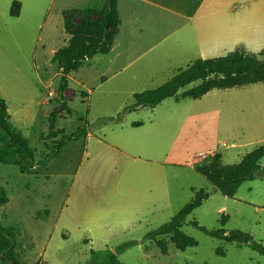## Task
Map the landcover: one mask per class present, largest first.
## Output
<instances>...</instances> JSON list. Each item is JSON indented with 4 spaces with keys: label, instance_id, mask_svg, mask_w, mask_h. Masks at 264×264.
<instances>
[{
    "label": "rangeland",
    "instance_id": "374dc122",
    "mask_svg": "<svg viewBox=\"0 0 264 264\" xmlns=\"http://www.w3.org/2000/svg\"><path fill=\"white\" fill-rule=\"evenodd\" d=\"M13 1L20 3L15 18L9 15ZM64 3L0 0V98L35 160L29 173L0 163V186L8 200L0 206V227L12 230L18 262L108 264L114 255L120 264H264V256L248 245L225 243L190 224L217 230L226 216V233L238 230L264 245V157L256 177L243 182L233 197L222 196L195 171L210 154L219 153L223 164L233 165L264 144V84L213 89L199 99L167 98L154 108L127 110L134 94L161 86L197 59L235 49L264 51V4L245 10V30L234 24L238 12L231 13L229 34L220 45L196 40L191 49L193 37L186 41L173 35L145 39L139 55H119L111 65L107 56H94L70 73L65 110L54 101L59 74L51 62L53 48L66 41L63 15L62 24L54 17ZM73 16L75 24L80 14ZM194 24L190 12L166 31L179 26L189 35ZM177 41L190 46L179 50ZM199 43L209 52L203 53ZM53 108L58 112L49 133ZM81 127L86 137L51 155L52 147ZM199 151L206 156L191 157ZM198 190L209 197L180 228L196 246L179 251L169 236L160 237L167 245L162 255L144 236L167 223ZM130 242L135 244L120 249ZM0 264L7 263L0 258Z\"/></svg>",
    "mask_w": 264,
    "mask_h": 264
},
{
    "label": "trees",
    "instance_id": "16d2710c",
    "mask_svg": "<svg viewBox=\"0 0 264 264\" xmlns=\"http://www.w3.org/2000/svg\"><path fill=\"white\" fill-rule=\"evenodd\" d=\"M79 13L80 18L73 24V13ZM20 3L13 1L9 15L18 17ZM63 27L70 38L65 47L59 48L51 57V62L58 69L59 81L55 91L54 101L65 110H68L67 101L63 92L68 87L69 75L77 71L88 60L96 55H107L112 48L114 38L120 24L117 10V0H103L100 8H86L81 10L62 11ZM66 15V16H65ZM190 89L178 94V91L188 85ZM253 84H264V51L258 53L245 52L235 49L226 55L210 59H197L184 70H180L161 86L145 90L133 95V104L128 111L139 108H154L167 98L175 101L190 98L199 99L213 89L240 88ZM58 109L53 108L48 114V132L51 133L55 124ZM9 114L5 101L0 98V163L16 165L21 173H29L34 167V151L27 138L9 123ZM85 127L77 131L76 136L63 137L54 147L52 156L60 153L68 143L79 137H86ZM264 157V144L254 148L242 157L240 162L233 165L222 163L219 153L213 154L205 163L195 166V171L203 176L207 182L222 196L233 197L238 187L245 181L253 180L260 169L259 161ZM193 198L185 204L177 214L167 223L147 233L144 240L153 241L162 255L167 253L166 242L160 237L169 236L174 247L184 251L188 247L196 246V241L185 235L180 228L186 217L202 202L208 199L209 194L204 190L193 192ZM8 200L0 186V206ZM226 216L220 220L221 228L208 231L196 222L190 224L209 237L225 243L248 245L258 254L264 256V245L255 242L244 232L235 230L227 232L223 229ZM134 242L120 246L125 249ZM15 243L11 229L0 227V258L7 264H20L14 251ZM222 254L221 250H218ZM37 264V263H35ZM108 264H120L114 255H111Z\"/></svg>",
    "mask_w": 264,
    "mask_h": 264
},
{
    "label": "crops",
    "instance_id": "0c3cea01",
    "mask_svg": "<svg viewBox=\"0 0 264 264\" xmlns=\"http://www.w3.org/2000/svg\"><path fill=\"white\" fill-rule=\"evenodd\" d=\"M102 1L66 0V3L60 4V8L56 11L55 21L62 24V11L64 10L94 8L97 7L94 5ZM52 2L53 0H50V3ZM260 4H264V0H117L120 24L111 51L105 55L108 57L107 63L113 64L119 55H139L144 48L145 39H160L178 35L177 39L186 41L194 38L191 49L195 46L196 40L216 41L209 47L220 45L221 40L229 34L230 14L238 12V21L234 24L237 23L239 28L245 30V10L251 6L259 7ZM121 8L124 10L125 18L122 16ZM190 12L194 17L195 24L189 35L182 33L185 30L179 26L174 30L166 31L168 24L173 21H182ZM50 29L57 30V27ZM249 30L259 32V29L249 28ZM60 32L56 35L57 38L60 36ZM51 34L53 36V33ZM51 34H48L49 39L52 38ZM65 36L66 41L62 39L63 47L67 46L70 38L67 33ZM177 43L179 50L187 49L190 46L188 42L177 41ZM199 46L203 53L209 52V47H206L204 43H199ZM58 49L53 48L52 53ZM199 153L202 152L192 153L191 157ZM202 154L206 156L204 153Z\"/></svg>",
    "mask_w": 264,
    "mask_h": 264
},
{
    "label": "built area",
    "instance_id": "2783aa9c",
    "mask_svg": "<svg viewBox=\"0 0 264 264\" xmlns=\"http://www.w3.org/2000/svg\"><path fill=\"white\" fill-rule=\"evenodd\" d=\"M199 157H204L202 153L198 154Z\"/></svg>",
    "mask_w": 264,
    "mask_h": 264
}]
</instances>
